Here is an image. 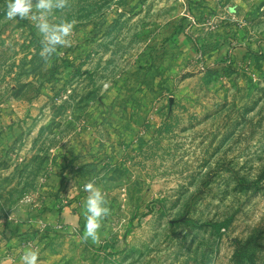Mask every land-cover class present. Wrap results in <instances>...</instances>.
<instances>
[{"label": "rangeland", "instance_id": "rangeland-1", "mask_svg": "<svg viewBox=\"0 0 264 264\" xmlns=\"http://www.w3.org/2000/svg\"><path fill=\"white\" fill-rule=\"evenodd\" d=\"M70 5L45 62L0 0V264H264V0Z\"/></svg>", "mask_w": 264, "mask_h": 264}, {"label": "clouds", "instance_id": "clouds-1", "mask_svg": "<svg viewBox=\"0 0 264 264\" xmlns=\"http://www.w3.org/2000/svg\"><path fill=\"white\" fill-rule=\"evenodd\" d=\"M70 0H6V18L8 20H30L41 37L40 57L47 62L54 55H59L58 48L67 46L74 28V21L61 19L58 23L50 21L56 11L63 12L69 8ZM87 193L84 203L85 228L82 242L91 240L93 244L101 243L100 229L102 222L111 214L105 194L96 184V178L83 185ZM39 250L27 247L20 264H39Z\"/></svg>", "mask_w": 264, "mask_h": 264}, {"label": "trees", "instance_id": "trees-1", "mask_svg": "<svg viewBox=\"0 0 264 264\" xmlns=\"http://www.w3.org/2000/svg\"><path fill=\"white\" fill-rule=\"evenodd\" d=\"M52 211V209L50 210ZM229 226V222H224L221 224H216L215 227L218 229V231L221 233L224 228H227ZM238 264H246V256H242L238 258Z\"/></svg>", "mask_w": 264, "mask_h": 264}]
</instances>
